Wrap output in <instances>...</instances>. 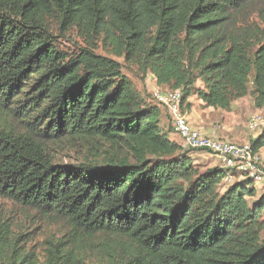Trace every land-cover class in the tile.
Returning a JSON list of instances; mask_svg holds the SVG:
<instances>
[{
	"label": "trees",
	"instance_id": "trees-1",
	"mask_svg": "<svg viewBox=\"0 0 264 264\" xmlns=\"http://www.w3.org/2000/svg\"><path fill=\"white\" fill-rule=\"evenodd\" d=\"M100 46L180 90L185 113L193 94L264 106V0H0V197L65 227L40 262L5 218L0 264H264V193L220 190L226 169L201 172ZM63 145L104 159L64 162Z\"/></svg>",
	"mask_w": 264,
	"mask_h": 264
},
{
	"label": "rangeland",
	"instance_id": "rangeland-1",
	"mask_svg": "<svg viewBox=\"0 0 264 264\" xmlns=\"http://www.w3.org/2000/svg\"><path fill=\"white\" fill-rule=\"evenodd\" d=\"M258 14L259 11L253 8L246 12V16L250 18H254V16ZM72 39L75 40L77 37H72ZM78 41L80 40L78 39ZM62 43L67 47L73 45L71 42H67V39H64ZM98 52L108 55L122 63L123 72L133 81L134 87L142 93L148 103L159 105L154 98V94L170 89L167 85L158 84L151 72L145 74L137 65L126 62L123 57H117L112 52L104 49V47L100 46ZM195 87L204 88V84L199 80ZM159 107L161 109L160 123L165 129H169L172 125V118L170 119L167 111L162 106ZM183 107L187 112L185 113L187 119H192L193 121L199 120L204 127L216 132L214 135L215 137L221 139L245 143L249 142L251 138L258 136L261 132V129L253 131L249 128L250 122L254 116L261 115L264 117V106L257 105L253 93L234 101L229 109L208 106L198 94L190 96L183 104ZM263 126L264 123L262 124V127ZM170 136L181 142L180 137L175 132L171 133ZM240 139L245 140L243 141ZM104 149L100 151L101 155L104 154ZM260 151L264 156V147ZM54 152L57 154L59 160L67 163H78L94 159V156L91 154L92 152L82 145L76 147H72L71 145H63L62 147L57 146ZM190 153L193 164L196 165L201 172L219 166L218 160L209 152L192 150ZM103 159L104 158L101 156L100 159H94L92 161L102 162ZM243 178L245 177L237 176L234 182L236 180H242ZM229 184L231 183L225 182L224 179H222L218 187L220 190H224ZM254 186L257 187V194L255 196H249V201H253L256 197L264 193V184L254 183ZM5 218H8L12 222L14 229L13 233L16 237L25 234L20 240L21 243L26 246L27 249H31V251L35 252L40 262L45 260L46 241H56L65 232V227L62 223L54 222L35 211H31L13 201L0 197V221H3ZM25 240L27 242H25ZM93 246L94 245H92V248H95ZM91 254L92 256L88 259L90 264H105L97 257L96 251L93 250Z\"/></svg>",
	"mask_w": 264,
	"mask_h": 264
},
{
	"label": "built area",
	"instance_id": "built-area-1",
	"mask_svg": "<svg viewBox=\"0 0 264 264\" xmlns=\"http://www.w3.org/2000/svg\"><path fill=\"white\" fill-rule=\"evenodd\" d=\"M182 92L168 90L156 92L154 98L167 107L175 131L181 137L185 149H197L211 153L221 167L226 169L225 182H234L237 176L249 177L255 183L264 184V156L255 151L249 142L239 143L205 134L194 127L182 109ZM264 117L256 115L250 122L253 131L261 129Z\"/></svg>",
	"mask_w": 264,
	"mask_h": 264
},
{
	"label": "crops",
	"instance_id": "crops-1",
	"mask_svg": "<svg viewBox=\"0 0 264 264\" xmlns=\"http://www.w3.org/2000/svg\"><path fill=\"white\" fill-rule=\"evenodd\" d=\"M193 126H196L197 128L201 129L205 134L214 136L216 132H214L212 129L204 127L199 120L193 121L192 119L190 120ZM240 140H245V139H240Z\"/></svg>",
	"mask_w": 264,
	"mask_h": 264
}]
</instances>
